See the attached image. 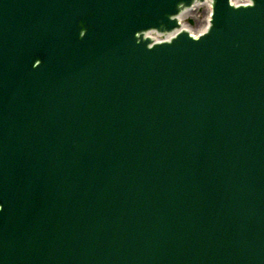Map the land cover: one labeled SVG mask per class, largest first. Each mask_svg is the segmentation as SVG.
<instances>
[{"label":"water","instance_id":"1","mask_svg":"<svg viewBox=\"0 0 264 264\" xmlns=\"http://www.w3.org/2000/svg\"><path fill=\"white\" fill-rule=\"evenodd\" d=\"M194 1L0 0V264H264V0Z\"/></svg>","mask_w":264,"mask_h":264},{"label":"rangeland","instance_id":"2","mask_svg":"<svg viewBox=\"0 0 264 264\" xmlns=\"http://www.w3.org/2000/svg\"><path fill=\"white\" fill-rule=\"evenodd\" d=\"M206 19V10L204 8H201L200 10L196 11L191 14L190 17L187 19V23L190 24L191 29H194L195 31H198L202 24H204ZM188 20L191 21L188 22Z\"/></svg>","mask_w":264,"mask_h":264},{"label":"bare ground","instance_id":"3","mask_svg":"<svg viewBox=\"0 0 264 264\" xmlns=\"http://www.w3.org/2000/svg\"><path fill=\"white\" fill-rule=\"evenodd\" d=\"M200 8V5H197V7L194 9H191V10H189V11H187L184 15H183V20L184 19H186V17L188 16V15H191V14H193L197 9H199ZM208 8V12L207 13H209V6L207 7ZM208 15V14H207ZM185 27H187V26H185ZM189 27V26H188ZM205 28H206V23L203 25V27L201 28V30H200V32L202 33L204 30H205Z\"/></svg>","mask_w":264,"mask_h":264}]
</instances>
